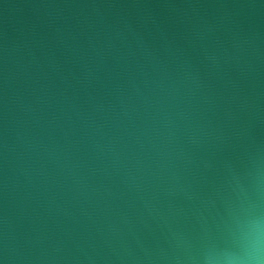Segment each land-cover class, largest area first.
Wrapping results in <instances>:
<instances>
[{"label":"water","instance_id":"95a60500","mask_svg":"<svg viewBox=\"0 0 264 264\" xmlns=\"http://www.w3.org/2000/svg\"><path fill=\"white\" fill-rule=\"evenodd\" d=\"M0 264H264V0H0Z\"/></svg>","mask_w":264,"mask_h":264}]
</instances>
